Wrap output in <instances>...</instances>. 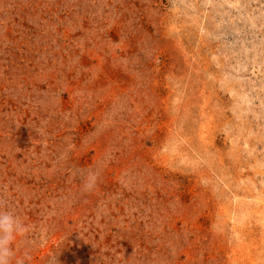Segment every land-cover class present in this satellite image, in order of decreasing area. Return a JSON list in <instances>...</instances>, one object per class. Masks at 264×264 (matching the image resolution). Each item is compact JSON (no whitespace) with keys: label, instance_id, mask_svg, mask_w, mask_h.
<instances>
[{"label":"rangeland","instance_id":"374dc122","mask_svg":"<svg viewBox=\"0 0 264 264\" xmlns=\"http://www.w3.org/2000/svg\"><path fill=\"white\" fill-rule=\"evenodd\" d=\"M0 202L12 264H264V0H0Z\"/></svg>","mask_w":264,"mask_h":264},{"label":"clouds","instance_id":"9594fccd","mask_svg":"<svg viewBox=\"0 0 264 264\" xmlns=\"http://www.w3.org/2000/svg\"><path fill=\"white\" fill-rule=\"evenodd\" d=\"M84 191H91L97 183L98 176L93 171L86 172L80 177ZM22 219L0 202V264H12L15 257L13 242L27 232ZM17 264H20L17 261Z\"/></svg>","mask_w":264,"mask_h":264}]
</instances>
